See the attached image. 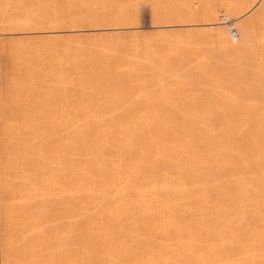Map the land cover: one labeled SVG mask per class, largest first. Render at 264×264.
I'll list each match as a JSON object with an SVG mask.
<instances>
[{
  "label": "rangeland",
  "instance_id": "rangeland-1",
  "mask_svg": "<svg viewBox=\"0 0 264 264\" xmlns=\"http://www.w3.org/2000/svg\"><path fill=\"white\" fill-rule=\"evenodd\" d=\"M262 2L263 0H0V79L2 80L3 62L22 63L21 59L25 61L35 60L34 62L37 64L36 81L43 88L42 98L40 97L38 99L39 103L38 100L36 103L40 104V106H37L38 111L45 112H43V116L42 114L38 115L42 118H83L85 120L89 117L88 120L92 118L99 120L137 117L148 121L149 129H151V134L154 136L172 137L173 134L185 133L183 136H190L191 134L195 142L203 138L204 135V137L207 135L209 137V134H213L214 136L211 135L212 137L221 138L222 136L223 140L228 138L226 139L228 142L230 141L229 139L233 138L232 141L236 146L230 141L231 145L236 150L238 149V145L242 150L244 154L241 155L242 157L244 156L243 158L240 156L242 160L244 162H251H245L246 165H244L241 158L237 156V159L232 158L230 160V167L225 166L227 169L230 168V170H223L224 173H222V169L225 168L217 167V172L215 170L214 175L217 173L216 175L221 177L219 180H223L224 178V181L225 179L228 181L230 176L228 174L231 173L233 180H230L234 182L229 181L232 184H242V186L233 187L236 185H232L229 181L228 183L226 181L224 184L222 183L223 186L221 188L225 189V196L228 195L229 191L233 190V192H230L231 194L229 193L230 197V195L237 194L239 190H246L243 188L245 182L241 181L243 180L240 177L241 175L244 174L246 176L251 174V178L255 175L257 177L254 178H259V180H261V176L264 180V162H262L264 160V151H262L264 150V147H262L264 146V143H262L264 142V78H262L264 77V57L261 60L257 58L255 66L252 65L255 69H252L246 63L245 57L247 55L244 54L245 49L240 39V32H242L243 28L244 31H246L245 29H250V27L251 30H253V27L254 30L261 31L258 30L260 29L261 19L254 16V12L260 7ZM213 7L214 9L215 7L218 8L213 11L215 14L210 12ZM109 15H114V17L123 15V18L111 20V16L106 18ZM114 17L112 16V18ZM112 21H119V23L115 22L117 23L115 24ZM256 30L255 32H257ZM262 41L260 40L257 43L260 45ZM258 49L260 50V48ZM245 53L247 54V52ZM12 59L14 61H11ZM262 60L263 62L259 63V65L258 61ZM242 65H246L247 69H243ZM251 69L254 70V73ZM247 70L248 74L246 73ZM257 73L260 76L262 75V77ZM256 74L259 78L256 77ZM3 125L0 119V264H8L7 255H9V251L12 249L11 246L14 247L15 244L16 247L12 251L14 252L16 248L15 251L20 252L17 240H20L18 237L22 230L16 226L23 225V217L21 218V215H19V218L16 214L19 207L16 204H18L19 200L17 196L10 193L14 190L17 191L16 186L20 181L16 178V173L21 162L18 161L20 163L17 165L16 161L18 157L16 156L18 154L13 149L15 148L14 142L16 141L17 134H15L16 132L5 134L2 129ZM172 127L177 130L172 129ZM182 134L178 135L182 136ZM197 134H200V136ZM229 135L232 136L230 137ZM196 144L198 145V143ZM200 145H202L201 142H199ZM199 149L201 156H203L202 154L204 156L207 154L201 153L206 152L203 151V149H206L205 147L201 146ZM15 151L16 153H14ZM256 151H259L258 155ZM206 156L202 158L206 159ZM249 156L251 157L249 158ZM257 157H260V159ZM262 157L261 164L263 166L261 165L259 170L263 171L261 173L256 172L259 168L257 165H260L259 161ZM234 161L235 164L233 165ZM239 161L242 163H239ZM168 162L165 166H167L166 168L170 172L172 168L175 169L176 165L170 161ZM230 163L235 168L237 166V168H232ZM239 164H242V168L238 169ZM249 164H252V167ZM218 169L220 172H218ZM233 170L241 171L243 174L238 172L240 175L236 173V176L233 173L237 171L233 172ZM226 171H229L227 177L225 175ZM254 172L258 173V175ZM223 174L224 177L222 178ZM238 175L240 182L238 178L235 179ZM246 177L250 178V176ZM259 180L258 183L260 182ZM263 180H261L262 183H264ZM261 182L259 184L255 183V186L258 185L257 187H263L264 189V185ZM229 184L231 185L229 186ZM225 186L227 187L225 188ZM228 187H232V190ZM244 187L246 188V184ZM259 188L256 189L257 191L250 192L254 196L247 193L249 194L248 196H251L250 199L245 196V193L249 192V190L243 193L245 195L241 194L245 196L244 198L247 200V203L245 202L246 200L242 201L243 197L241 196H235V200H238L237 197H241L242 203L245 202L249 205L252 202L253 205L252 203L251 205L256 211L257 208L255 206L260 207L261 211L258 209V214L260 215L257 216L258 214L256 213L258 211H255V214L247 212L239 220V222L243 221V223H240L239 228L242 227L243 232L246 230L247 237L252 235L251 233H255L253 237L257 239H255L257 250L258 252L262 251L261 254H264V243H261L264 242V236L260 234L259 224L257 223L258 219L260 222V219L264 217L261 216L262 210L264 213L262 205L264 204L262 202L264 190ZM226 189H229V191ZM254 193L257 195V198L259 197L257 200ZM5 194L8 197L11 194L12 196L10 195V197L12 199L8 198ZM261 195L262 199L260 198ZM211 196L209 199L207 198L210 203L209 205L207 199L205 202L203 201V203H207L208 207L204 205L203 208V203L201 202V204L199 200L198 205H201V207H198L203 212L205 208L207 210L210 209V205L213 207L214 202H212L213 198ZM5 200L7 204L4 202ZM12 200L15 201L13 207H11ZM241 201H239V204H241ZM15 206L18 207L16 208ZM242 206L246 207L244 204ZM232 207L230 206L229 208V206L227 207L224 204L223 209L226 208V210L222 211L220 209L226 213L229 209L231 211L235 208ZM7 208H9V211H11L10 208L14 210L9 212ZM212 210L214 211V208L208 210L211 211L209 212L211 215L217 213L216 215L222 218L219 219V224H216L217 222L214 219L218 220L217 216H214L216 218L213 217V220L212 216L208 217L215 222L214 229H217L214 230L216 233H212L213 238L216 237L215 239H217L219 236H224L222 238L228 239V234L225 232L227 229L223 231V228L227 227L226 220L228 218L230 220L231 217L235 219L236 215L232 212L230 213L231 217L225 214L221 217L223 214H221V211L215 210L217 212H212ZM209 213L205 214L206 218L207 214L210 215ZM249 213L256 220L248 216L247 214ZM188 214L184 213L187 218L186 221L190 223L193 218L191 215L189 217L191 216L192 219L189 218ZM10 215H14L9 218L10 222L12 220V223H8L9 221L7 220ZM181 216L184 217L183 215ZM3 217H6L7 221ZM13 217L16 220L19 218L21 223L19 225L16 224L17 221L14 222ZM248 217L251 218L250 222H247ZM225 218L226 223L223 221ZM244 218L246 219L244 220ZM107 219L106 223L109 221ZM75 220L81 221L82 218H76ZM83 220L81 221V225L84 224ZM87 220H85L86 224L82 225L86 229H81V226L79 227L80 229L78 227L74 228L75 231L78 229L77 232H80L77 234L74 231V234H72L77 240L76 243H73V248L77 252L76 255L74 254V249H70L72 252L74 251L73 253L69 251L72 257H76L77 255L80 257L86 244H94L92 245L93 247H98L97 244H100L98 248L94 249V251L96 250L95 253L91 250L96 256L101 255V252L98 253L101 250L100 246L103 244V248L102 246L101 248L104 249V245H107L105 241L107 238L105 239L104 235L101 236L103 239L100 236H96L97 231L96 233L94 232L95 229L91 227L90 223V227L87 225ZM254 221L257 224H255L256 226L254 225ZM220 224L221 226H219ZM222 224L226 227H222ZM243 224L244 227H246L245 225L247 227L251 225L249 228L251 232L248 231L247 227L243 228ZM108 225L109 228L106 227L107 230L113 231V228H115L114 222L109 221ZM8 226L13 229L10 238L18 235L15 239L13 238L14 242H18H16L17 244L12 242L11 239V241L4 239L8 242L7 246V243L3 241V238H6L3 235L5 234V232L3 233V229L5 228L4 231H6V227ZM221 227L220 231L223 233L218 229ZM17 228L20 230V233H12L13 231L17 232ZM87 228L89 231L85 232ZM256 229L260 233L258 230L256 233ZM115 230L117 232V228ZM224 232L227 234V237ZM214 234H217L218 237L214 236ZM256 234L260 235L256 237ZM91 235H95L94 238L98 243ZM118 235H120L121 240H124V233H119ZM261 236L263 241L260 240ZM20 237L22 239V233ZM84 237H87L86 239L90 243L86 242ZM100 238L102 240L105 239V242ZM161 238L162 242H164V238L161 236L158 240L154 241L155 244H158L159 241L161 242ZM82 239L81 243L80 240ZM99 240L103 243H99ZM29 246L34 249L35 254H33V257L38 256V247L32 244H29ZM7 249L8 252H5ZM80 250L82 251L81 253ZM123 255L125 256L124 253ZM122 256L123 263L124 259L125 264L130 263L127 262L129 259L126 256L125 258ZM19 259L20 262L18 259L15 261L16 263L18 262L17 264L30 263V261L24 262L23 259V263H21V258L19 257ZM251 263L255 264L256 262L247 264Z\"/></svg>",
  "mask_w": 264,
  "mask_h": 264
},
{
  "label": "bare ground",
  "instance_id": "bare-ground-1",
  "mask_svg": "<svg viewBox=\"0 0 264 264\" xmlns=\"http://www.w3.org/2000/svg\"><path fill=\"white\" fill-rule=\"evenodd\" d=\"M216 8L217 7H215V9ZM215 9L213 7L210 12L214 13L213 11ZM110 16L111 15L106 18ZM112 16L114 17V15ZM112 16L110 18L111 20H120L123 18V15L114 18H112ZM254 16L261 19L259 25L260 29H258L261 31L258 32L255 29L257 31L255 32L253 27V30H251L250 27L248 30L245 29L246 31H244L243 28V33L238 31L240 32V39L242 40L244 51L247 52V54L244 52V54L247 55L245 57L246 63L251 67L252 65L255 66L254 64H256L258 59L261 60V58L264 57V0L260 7L254 12ZM117 23H119V21ZM259 39L263 40L262 43L260 42V45L257 43L260 41ZM258 48H260V50ZM244 54L241 55L245 56ZM22 60L23 59H21L22 63H9L10 61L7 63L3 62L4 64L2 63L3 67L1 72L2 80L0 79V119L4 124L2 129L5 134L16 132L15 134H17V136L14 142L15 148L13 149L16 150L18 154V156H16L18 157L16 161L17 165L21 162L16 173V178L20 180L19 183H17L19 187L16 186L17 191L14 190L15 192L13 191L10 193L17 196L19 200L18 202L16 198L18 202L16 205L19 206H15L16 208L18 207L16 212L19 213L16 214L18 217L19 215H21V218L23 217V225L16 227H20L19 229L22 230L21 233L23 237L21 239V233L18 228L16 229L18 230L17 232H12L20 233L18 237L20 240H17L19 243L16 241L17 244L13 240L18 235L13 237L14 239L10 238L11 231L13 230L12 224V228L8 226L6 227V231H4L5 228L3 229V233L5 232V234H2L6 236V238H3V241L7 243L6 245L8 246V242L5 240L8 239L9 241L11 239L12 242L16 243L18 248H20V252L15 251L16 248L13 252L12 250L16 247L13 243L14 247L11 246L12 249L9 251V255H7L8 264L16 263L15 261H17V259L18 261L20 260L19 257L21 258V263H23V259L24 262L30 261L29 264H125V259L123 263V259L121 258L123 253L129 259L127 262L130 263L128 264H247L250 262L254 263V261L256 262L255 264H264V254H261L262 251L258 252L255 245L256 238L253 237L255 233L252 231V235L247 237L246 230L243 232V229H241L242 227L239 228L240 223H243V221L239 222V220H241L247 212L255 214L258 211L256 214L259 213L258 209H260V207L256 205L255 208H257V211L254 210V207H252L253 203L251 202L252 205L251 203L249 205L246 204L247 200L244 198L246 196L250 199L253 195L250 192L259 188L257 187L258 185L255 186L259 178H254L257 177L255 175L251 178V174L246 175L250 176L249 178L244 176L241 171L235 170L237 171L235 172L233 170V172H235L233 174L236 176L238 172L243 174L240 176L243 179L241 181L246 184V188L244 187L245 184H243V188L247 191L249 190V192H246L245 195L243 193L246 190H239L237 194L233 196L230 195L229 197V193L233 192L232 187H228L232 191L226 189L229 192L228 195L225 196L226 191L221 188V186H223L222 183L224 184L225 181L228 183L230 179L233 180V175L231 178V173L228 174L230 175L228 181L226 179L224 181V174L222 176L223 180H219L221 177L217 176V173L215 174L216 176L214 175L215 170L217 172V167L225 168L222 169V171L230 170V168L227 169L225 166L230 167V160L232 158L237 159V156L240 157L243 154L238 145L237 150L240 149L239 151L242 153L231 145L230 141H232L233 138L229 139L230 141L228 142V140H226L228 138L223 140L222 136L220 138L212 137L214 136L213 134H209V137H207L208 135L204 137V135L203 138L200 137L201 139L197 140L202 144L199 146V142L193 141L194 137L192 138L191 134L190 136H183L185 133H178L182 134V136L173 134L174 136L172 135V137H163L161 135L154 136L151 134L152 131L149 129L150 126L148 121L137 117H131L130 119L106 118L99 120H94L93 118L88 120L89 117L85 120L83 118L59 117L47 119L48 117H39L40 114L43 116L45 112L38 111L37 106H40V104H36L43 93V88L38 84L39 82L36 81L37 64L34 62L35 60H23L25 62ZM11 61L14 60L12 59ZM262 62L263 60L258 61V64ZM242 66L243 69H247L245 67L246 65ZM252 69L255 68L252 67ZM253 71L254 70H252V72ZM246 73L248 74V70ZM257 74L260 76L259 73ZM258 75L256 76L257 78H259ZM260 77H262V75ZM9 121H11V123H9ZM164 128L167 129L166 127ZM172 129L177 130L174 127H172ZM197 135L200 136V134ZM256 142L255 144L257 145ZM196 143H198V145ZM232 143L235 145L233 141ZM201 146L206 148L205 150L203 149V151L206 152H201L207 153V156L205 155L207 157L206 159H204V154L201 156L199 152ZM16 151L14 153H16ZM257 153H259V151H256V154ZM252 154L250 155L252 156ZM251 156H249V158ZM257 158L260 159V157ZM262 160L263 157L260 161L257 160L260 162V165H257L259 168H256L258 170H256V172L261 173V171L264 170L263 168H261L263 170H259L262 165L261 163L264 162V160ZM168 161L176 165L175 169L170 168V172L167 170V166H165V164L167 165L169 163ZM242 162H244V160H242ZM242 162L239 161V163ZM245 162L243 163L244 165H246ZM232 164L234 165L235 161ZM232 164L231 167L236 169L237 166L235 168ZM252 164L249 165L251 166ZM239 165L238 169L242 168V164L240 167ZM224 171L222 173H224ZM218 172H220V170ZM228 172L226 171V177L228 176ZM256 174L258 175V173ZM239 175L235 177V179H239ZM260 179L263 180L261 176ZM261 180L259 181L261 182ZM235 182L237 181L235 180ZM231 184H229V186ZM233 184L236 185L233 187L240 185V183L238 185L235 183ZM262 185H264V183H262ZM240 186H242V184ZM226 187L227 186H225V188ZM262 189L263 187L261 190ZM6 192L8 191L6 190ZM247 193H250L251 196H248L249 194ZM210 196L213 198L212 202H214V205L213 207L210 205L211 207L209 206L210 209L208 210L214 208V211H221V209L225 211L226 208L223 209L224 204H226L227 207L229 206V208L230 206L235 207L234 209H232V207V210L229 211V209L226 213L221 211V214L223 213L221 217L224 214L231 217L230 213L232 212L236 215L235 219L231 217L229 220V218L225 216L228 219L226 220L225 218L223 220L224 222L225 220L227 221V223L225 222L227 227L224 225L226 228H223V231L227 229L225 232L228 234V239L222 238L224 236H219V231L224 227L223 222L222 227L218 228L219 237L217 234H214V236L218 238H213L212 233H216L214 230L217 229H214L215 222L212 220L214 216H217V213L211 215L209 213L211 211L205 208L204 212L208 211L206 213L210 214H207L206 218V213L199 208L201 207V205H198L199 200L200 203H203V201L205 202ZM235 196L243 197L242 201L246 200V203H242L241 197H237V199H240L239 201H241V204H244L246 207L239 204V201L235 200ZM256 196L255 194V197ZM10 198L12 199V197ZM258 198L256 197V200ZM260 198H263L262 195ZM263 200L262 202L264 203ZM4 202L7 204L6 200ZM4 202L2 201V203ZM12 202L11 207H13L15 201L12 200ZM206 204L203 203L202 207L204 208ZM209 204L208 202V205ZM262 205L264 207V204ZM205 207L208 206L206 205ZM8 209L9 208H7V210ZM10 209L11 211L14 210L12 208ZM214 211L212 210V212ZM184 213H189L188 217L191 215L193 219L191 216L189 218H191L194 223L192 221L188 223ZM6 214L8 213L6 212ZM6 214H4V216H6ZM261 214V216H264L263 210ZM14 215H10L8 219L6 217L3 218L5 220L7 219L9 221L8 223H12V220L10 222L9 218ZM247 215L250 216V213ZM259 215L260 214L257 216ZM209 216H212V220L208 218ZM252 216L250 217L252 218ZM15 217H13L14 222L17 221L16 224L19 225L21 223L20 217L18 218L19 220H16L17 217ZM217 217L218 220L222 219L219 218V215ZM76 218L84 219V224H86L85 220L88 219L87 225L89 226L90 223L91 227L95 229L94 232L96 233L97 231L96 236L101 237L104 235V238H107V240L104 239L107 245H104V249H102V244V248L100 246L102 251H98V253L101 252V255L96 256L94 254L96 251H94V249L98 248L100 244H97L98 247H93L92 245L94 244L90 245L85 243L86 245H84L83 252L80 250L82 255L80 257H78V255L72 257L70 254L72 250L70 249L75 250V248H73V243L77 242L76 238L72 236L75 231L74 228L78 227V229H80L79 227L81 226V229H86L82 227L84 224L81 225L82 220L77 221L75 220ZM107 218L110 222H114L115 228L113 229L115 230L117 228V232L116 230L115 232H113L114 230H107L106 227L109 228L110 225H108L109 221ZM251 218L248 217V221H246L250 222ZM106 219L108 223H106ZM245 219L246 218H244V220ZM252 219L254 220L255 218ZM5 220L4 222L6 223L7 220ZM215 220L217 222L216 224H219L220 220L214 219V221ZM18 221L20 222L18 223ZM257 223L259 224L261 233L258 229L255 230L256 233L258 230V232L264 236V217L260 219V222L258 219ZM255 224L254 221V225ZM219 226H221V224ZM219 226L217 225V227ZM245 226L247 227V225ZM246 227H244L243 224V228ZM250 227L248 226L247 228L249 229ZM239 230H241L243 234ZM77 231H75V233ZM86 231H89L88 228L85 232ZM248 231H250V229ZM79 232H77V234ZM82 233L84 234V232ZM119 233H124V238L122 237L124 240L120 239ZM222 233L220 234L223 235ZM227 234H225V236ZM260 234H256V237ZM92 235L91 237L94 238L95 235ZM159 236H163L164 242H162L161 238V242L159 241L158 244H155L154 241L158 240L160 238ZM262 236L260 240L263 241ZM86 238L87 237H84V240L90 243ZM101 238L103 239V237ZM94 240L96 239L94 238ZM81 241H83V239L80 240V242ZM93 242L98 243L97 240ZM101 242L99 240V243ZM81 243L80 245L83 246ZM261 243L263 244L264 242ZM10 244L12 245L11 242ZM29 244L38 247V256L33 257V254H35L34 249L31 248ZM29 247L32 250H30ZM91 250L94 253L91 252ZM5 252H8V249ZM76 253L75 250L74 254L76 255Z\"/></svg>",
  "mask_w": 264,
  "mask_h": 264
}]
</instances>
